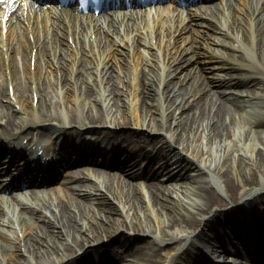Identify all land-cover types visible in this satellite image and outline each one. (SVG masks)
<instances>
[{"label":"bare ground","instance_id":"bare-ground-1","mask_svg":"<svg viewBox=\"0 0 264 264\" xmlns=\"http://www.w3.org/2000/svg\"><path fill=\"white\" fill-rule=\"evenodd\" d=\"M256 3L257 0H238L233 5L234 8H241L237 10L245 13L253 25L249 27L242 22L245 27L240 29L241 39L251 46L253 53L249 57L242 50V59L247 63L229 64L220 61L218 64L209 65L210 68L233 66L236 71L230 74L228 82L237 83L242 76L248 81L247 84L254 85L240 92H227L235 97L233 104L243 109L247 106L253 107L255 103L259 105L264 99V0H260V4ZM254 21L257 24H254ZM195 23L200 24L194 19L193 24ZM129 30L126 28L121 31L114 27L113 33L104 32L106 39L100 47V57L96 55L95 50H91L97 39L88 36L87 41L84 30L62 33L55 31L51 34L58 45H67L66 38H72L73 44L78 46L76 51L81 50L100 63L83 70L102 73L101 77H95L96 85L83 75L75 76L74 72L78 68L75 65L71 67L74 104L66 103L61 106L48 96L49 93L54 94V82L60 83V79L65 77V71L60 69V73L56 72L60 78L51 80L40 79L37 71L36 84L32 86L29 82V64L21 71L15 60L9 57V72L5 74V78L14 84L13 95L22 110L34 115V108L37 107L39 115L18 122L12 129L16 133L8 136L20 138L26 137L28 133L35 138L49 135L59 139L67 136L74 146H81L84 140L91 141L93 145L97 144L93 147L94 151L97 148L109 147L111 142H117L119 148L125 151L122 156L151 153L156 166L150 173L160 174L158 182L150 180L149 183L153 186L152 199L146 202L140 193L137 194L136 189L133 190L138 188L135 184L115 173L117 177H108L103 188L76 180L70 187L60 188L58 198L56 196L52 200L25 203L26 208L16 215L17 225L13 220H4L6 218L0 210V264H68L78 262L79 258L90 251L96 256L93 264H103L98 257L100 251H104L101 250L104 248L103 244L116 233L120 237L124 236L125 231L141 232L149 236V239L146 243L137 245L131 251L130 258H124V264H165L155 259L156 255L160 254L158 251L161 247L167 248L163 253L176 249L181 250L183 254H191L194 262L202 264L204 253L209 252L216 259H219L220 255L215 253L216 249L211 246V240H208L219 236L209 233L206 229L212 224V220H220L227 225V236L240 237L237 242L240 241L244 247L250 246L255 257L263 252L258 241L256 242V234L264 229V220H261L264 213L261 211L263 208L256 205L257 199L264 202V130L256 126L251 131L250 124L264 126V117H252L245 123L242 120H232L231 124L234 122L236 127L234 133L224 116L225 112L230 110L229 106L224 105L225 103L215 106L216 101L210 92L205 90L198 80L190 79L188 71L183 72L182 67L186 63L197 61L193 54L190 57L184 55L186 49L179 50L171 61L165 80L153 75V78L157 77L154 82L148 74L141 72L137 83L132 85L133 89L125 82L128 76L119 77L122 70L117 69L116 74L101 69V66L105 68L111 65L112 56L105 51L118 45L122 38L130 50L135 47L136 44L130 40L137 36L125 38ZM100 35L101 33L98 34ZM227 44L235 47L233 43ZM67 47L72 48L73 45ZM114 51H119V48L116 46ZM43 52H46L45 45L39 48V53ZM205 55L203 61L206 63L215 59L213 55ZM50 62L45 61L47 64ZM177 62L178 67L173 66V63ZM254 63L261 66L263 71ZM5 64L4 61L1 65ZM252 67L256 71L253 72ZM21 72L26 80L21 78ZM218 80L223 81L221 78ZM69 88L67 87L66 91ZM258 88L260 90H257ZM28 91L30 97L22 98ZM97 91L99 93H95ZM131 92L133 98L130 97ZM35 95L37 103L34 107ZM1 96L11 102L8 96ZM65 96L69 97L68 94ZM3 106H0V119L5 118L4 129L8 130L15 126L16 116H11L8 112L10 108L4 106L5 110ZM58 109H62V114L57 113ZM258 110L264 111L261 108ZM130 111L133 113L134 123L127 120ZM156 119L159 120L158 123ZM47 121L55 122L59 127L53 129L55 126L51 125L48 133L36 130V124ZM89 125H96L97 128L89 130L91 133H85L83 129ZM135 125L145 127L146 130L141 131L142 133L131 131L130 127ZM67 126L76 128L67 129ZM149 132L156 133L154 138L146 135ZM202 139H205V143L198 145V141ZM170 142L184 144L183 149L186 152L190 150L188 154L191 152L190 156L195 162L183 157ZM148 172L142 170L140 174L145 176ZM130 174L137 175L136 172ZM173 182L177 183L175 188ZM144 185L141 181L138 186L144 188ZM104 186L114 188L108 189ZM36 193L33 191V194L37 195ZM173 194L174 204L170 205L168 196ZM11 196L16 198L17 195ZM114 200L118 203H114ZM213 205L218 209L214 210ZM24 210H29L26 215L29 219L21 214L26 213ZM197 226H200V230L193 233ZM192 233L193 237L190 238ZM8 249L11 252H7ZM103 254L107 255L108 252ZM13 256H16V259L12 260ZM117 256L122 259L120 254Z\"/></svg>","mask_w":264,"mask_h":264},{"label":"rangeland","instance_id":"rangeland-1","mask_svg":"<svg viewBox=\"0 0 264 264\" xmlns=\"http://www.w3.org/2000/svg\"><path fill=\"white\" fill-rule=\"evenodd\" d=\"M256 64V63H255ZM260 69H261V66H259L258 64H256ZM262 70V69H261ZM263 71V70H262ZM247 83H244V81L243 82H241V84H239L237 87H234L233 89L235 90V89H244V88H246V89H248L249 87H252V86H254V85H246ZM222 89L223 90H230L228 87H222ZM246 89H244V90H246ZM263 89V91H264V87L262 88ZM257 90H260L259 88L257 89ZM220 96V95H219ZM157 97V96H156ZM218 98V97H217ZM224 100V102L223 103H225L224 105H226V106H229V108H230V110H228L227 112H225V114H224V116H225V119L227 120V122L230 124V128H231V130L232 129H234V130H232V131H234V133H236V127H235V123L233 122L232 124H231V121L232 120H242L244 123L246 122V120L247 119H249V118H251L250 116H260L261 115V112H260V110L259 111H255V112H252V113H250L249 115H247V114H245V113H242V111H241V109H239L238 107H236L234 104H233V100H235V99H233V98H228V99H222V97L220 96L219 97V99L217 100V102L215 103V106L216 105H220V104H222V101ZM219 101H221L220 103H219ZM232 102V103H231ZM140 103H141V101H140ZM98 105V104H97ZM260 106V108L262 109L263 108V104H260L259 105ZM140 107V106H139ZM142 115H144V111L142 110ZM127 116H128V119L127 120H129L128 122H130L131 121V123H134L135 122V119L133 118V113L131 112V114L129 115V114H127ZM149 117V115H147V118ZM235 117V118H234ZM157 121V123L159 122V120L158 119H156ZM130 129H131V131H137V132H140V133H142L141 131H145L146 129L144 128V127H139V126H137V125H135V126H132V127H130ZM149 130V129H148ZM253 131V130H252ZM158 134V133H157ZM146 135H148L149 137H151V138H154V136L156 135V133H154V132H152V133H148V134H146ZM239 140V139H238ZM203 142L205 143V139H202V140H200V141H198V145H200L201 143H202V145H203ZM235 142H237V141H235ZM171 143V145L176 149V150H178L179 151V153L183 156V157H185V158H187L188 160H191L192 162H195V160L190 156V153L188 154V152L190 151V150H188V152H186L183 148H184V144L183 145H181V143H180V145L178 144V143H176V142H170ZM184 143V142H183ZM238 143H240V141L238 142ZM236 144V143H235ZM183 146V147H182ZM196 163H197V161H196ZM177 185V184H176ZM223 189H224V191H225V187L223 186ZM175 196V195H174ZM258 201H259V199H257ZM261 201V200H260ZM169 202H170V205L171 204H174L172 201H171V199L169 200ZM172 202V203H171ZM261 202H263V201H261ZM261 204V203H260ZM19 207V206H18ZM215 207H216V205H213V209H215ZM125 233V235L124 236H118V233H116V234H114L113 236H111L109 239H108V241H107V243H108V247H112V246H123V253H125V255H130L131 254V251L137 246V245H142V244H144V243H146V241L149 239V236H147V235H145V234H143V233H141V232H128V231H125L124 232ZM129 251H130V253H129ZM127 255V256H128ZM159 257V256H158ZM158 257H156L155 259H161V258H158ZM162 260V259H161Z\"/></svg>","mask_w":264,"mask_h":264},{"label":"snow or ice","instance_id":"snow-or-ice-1","mask_svg":"<svg viewBox=\"0 0 264 264\" xmlns=\"http://www.w3.org/2000/svg\"><path fill=\"white\" fill-rule=\"evenodd\" d=\"M13 3V0H9V4ZM78 6H83L84 4H91L93 7L99 6L102 3V0H74ZM70 6V5H69ZM6 19V14L3 17H0V21Z\"/></svg>","mask_w":264,"mask_h":264}]
</instances>
